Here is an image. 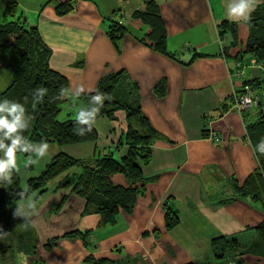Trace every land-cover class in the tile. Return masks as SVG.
Wrapping results in <instances>:
<instances>
[{
  "label": "crops",
  "instance_id": "0c3cea01",
  "mask_svg": "<svg viewBox=\"0 0 264 264\" xmlns=\"http://www.w3.org/2000/svg\"><path fill=\"white\" fill-rule=\"evenodd\" d=\"M68 1L72 10L58 15L56 3ZM145 1L23 0L22 5L17 0L26 23L37 27L51 51L50 68L68 82L62 98L70 111L84 107L76 93H93L103 77L123 71L136 84L140 110L162 139L151 143L150 161L141 167L149 178L144 194L132 213L119 212L113 224L102 225L97 213L84 215V200L58 187L62 178L40 194L0 203V259L12 257L14 250L15 264H264V255L250 248L264 221L262 205L247 197L223 203L258 167L246 127L264 112V63L244 53L249 17L230 14L241 0H153L166 29L167 54H162L139 41L145 27L127 20ZM263 1L250 0L253 9ZM112 21L126 28L116 44L108 36ZM223 23L226 32L220 34ZM239 66L244 78L236 75ZM245 79L259 82L253 92L260 106L241 115L232 109V95ZM162 82L164 89L156 90ZM93 125V142H49L44 155L38 154L43 143H30L24 154H33L36 163L25 183L59 153L78 159L109 152L123 157L127 147L118 141L126 130L125 112ZM111 179L127 185L121 174ZM166 207L179 219L171 230L165 225ZM72 231L88 232L86 240L64 236ZM218 238L237 244L224 258L212 249Z\"/></svg>",
  "mask_w": 264,
  "mask_h": 264
},
{
  "label": "trees",
  "instance_id": "16d2710c",
  "mask_svg": "<svg viewBox=\"0 0 264 264\" xmlns=\"http://www.w3.org/2000/svg\"><path fill=\"white\" fill-rule=\"evenodd\" d=\"M52 1V0H48ZM73 8L72 1L58 2L55 10L58 15L66 14ZM0 101L8 100L23 105L25 112L0 113L11 121L20 115L22 128H18L13 138L19 136L21 143H49L67 146L93 142L97 131L93 122L99 118L115 119V113L125 112L126 130L118 145L127 147L125 155L114 158L112 153L102 154L90 159H78L59 153L45 166L35 178L26 181L25 190L21 189L19 177L12 173L9 179L2 182L0 203H11L18 199L42 193L53 180L62 178L58 187L70 189L84 200L83 214L97 213L101 224H113L119 212L132 213L136 200L144 194L145 185L149 182L142 174L141 167L147 165L151 157V143L162 139L161 135L150 125L137 103V86L123 72L103 77L93 93H76L75 98L82 100L84 107L77 114L65 120L58 119L62 105L68 103L62 96L68 91V82L64 76L52 70L49 65L50 49L42 41L36 26H30L24 18L17 15V0H0ZM127 20L146 28L139 41L146 47L167 54L166 29L159 7L153 0L145 1L141 9L135 10ZM248 23V38L244 53L252 56L256 62L264 63V1L251 12ZM220 25V34L226 32ZM234 26H236L234 24ZM236 29L232 30L235 34ZM126 33V28L114 22L109 26L108 36L115 44ZM244 83L252 90L257 89L259 82L245 79ZM164 82L156 90L164 89ZM45 89L42 99L36 98L38 89ZM122 91H128L124 100ZM100 97L97 100V97ZM260 106L258 100L255 107ZM83 113V116H81ZM247 136L254 148L258 161L257 169L244 183L236 185L237 194L223 203L236 197L249 198L259 202L264 208V152L260 151L264 140V112L252 124L247 125ZM6 145L10 140L3 141ZM24 153L17 151L15 154ZM31 163L27 164V169ZM121 174L127 185L120 186L112 182V176ZM165 225L171 230L178 222L176 211L166 207ZM88 232L72 231L66 237H81L86 240ZM235 240L215 239L212 249L216 257L224 258L227 251H234ZM253 251L264 255V221L256 227V238L251 247ZM249 248V249H250ZM99 264H108L104 261Z\"/></svg>",
  "mask_w": 264,
  "mask_h": 264
},
{
  "label": "clouds",
  "instance_id": "9594fccd",
  "mask_svg": "<svg viewBox=\"0 0 264 264\" xmlns=\"http://www.w3.org/2000/svg\"><path fill=\"white\" fill-rule=\"evenodd\" d=\"M253 10V5L250 0H241L240 3L236 4L231 8L230 14L234 18L243 17L244 20H247L249 17V13ZM45 89L40 88L36 92V98L42 99L45 94ZM97 100L100 99L98 96ZM25 109L23 105L3 100L0 101V113H8L9 115L13 113H23ZM83 116V113H81ZM20 115H16L13 117L11 121H9L6 116L0 114V152L3 153V156L0 157V178L8 179L11 175V171L16 168V158L15 153L17 151L20 152H30V145L28 143H21V138L16 136L13 138V134L17 132L18 128H22L23 125L20 123ZM4 140H10V144H5ZM48 148L47 143H43L40 148V154L44 155L46 149ZM260 151L264 152V140L261 141ZM29 163H36L35 160H30ZM28 207H32L31 202L28 203Z\"/></svg>",
  "mask_w": 264,
  "mask_h": 264
},
{
  "label": "rangeland",
  "instance_id": "374dc122",
  "mask_svg": "<svg viewBox=\"0 0 264 264\" xmlns=\"http://www.w3.org/2000/svg\"><path fill=\"white\" fill-rule=\"evenodd\" d=\"M21 1H23V0H19V3H21L23 5L24 2L22 3ZM20 6L21 5H18V11H17L16 17L18 15L22 16V13H24ZM123 95H124V100L125 101L128 100L126 95H128L130 97L132 96V95H129L128 91H122L120 96H123ZM69 108H70L69 105H62L60 114L58 116V119L65 120L68 117L73 118L76 115L75 113H76V111L78 109L73 108L74 110L70 111ZM38 154H40V152H38ZM34 155H36V152L34 153ZM15 158H16V168H14V169L17 171V174L19 175L20 187L21 188H26V183L23 180V178H24V175H26L27 172H28L27 164L29 163L30 160H34V156L31 153L29 154V156H28V154L26 155L24 153H19V154H15ZM36 167H38V166H35V168ZM0 191H2V192L4 191L3 190V184L0 187ZM12 254H13L12 257L11 256H7V257H4L3 259H0L1 260L0 263L3 264L5 262H11V260H13V262H14L13 264H15V262L17 260L16 251L12 250Z\"/></svg>",
  "mask_w": 264,
  "mask_h": 264
},
{
  "label": "built area",
  "instance_id": "2783aa9c",
  "mask_svg": "<svg viewBox=\"0 0 264 264\" xmlns=\"http://www.w3.org/2000/svg\"><path fill=\"white\" fill-rule=\"evenodd\" d=\"M119 24H121V22H119ZM236 75L239 78H244L245 77L244 69L239 66L236 70ZM232 98H233L232 109L241 115L250 108L255 107L259 100L258 96L254 94L251 87L245 83L241 86V89L239 91L233 93ZM215 137L216 136L214 135L210 136L211 140H215ZM230 264H234V263H230Z\"/></svg>",
  "mask_w": 264,
  "mask_h": 264
}]
</instances>
